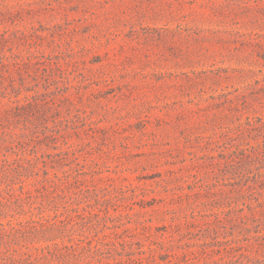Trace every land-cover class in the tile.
Listing matches in <instances>:
<instances>
[{
  "label": "rangeland",
  "instance_id": "1",
  "mask_svg": "<svg viewBox=\"0 0 264 264\" xmlns=\"http://www.w3.org/2000/svg\"><path fill=\"white\" fill-rule=\"evenodd\" d=\"M0 264H264V0H0Z\"/></svg>",
  "mask_w": 264,
  "mask_h": 264
},
{
  "label": "trees",
  "instance_id": "2",
  "mask_svg": "<svg viewBox=\"0 0 264 264\" xmlns=\"http://www.w3.org/2000/svg\"><path fill=\"white\" fill-rule=\"evenodd\" d=\"M16 160H18V159H16ZM12 168L15 171V174L12 177V179L22 178L23 174L26 173V171L28 169L27 166H25L24 164L19 163V162L16 165H14Z\"/></svg>",
  "mask_w": 264,
  "mask_h": 264
}]
</instances>
